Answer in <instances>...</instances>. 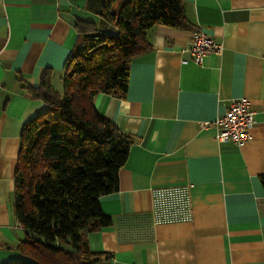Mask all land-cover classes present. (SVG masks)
Returning <instances> with one entry per match:
<instances>
[{"label": "crops", "instance_id": "0c3cea01", "mask_svg": "<svg viewBox=\"0 0 264 264\" xmlns=\"http://www.w3.org/2000/svg\"><path fill=\"white\" fill-rule=\"evenodd\" d=\"M193 29L156 25L152 48L129 69L125 98L99 93L101 114L135 138L117 191L101 196L113 225L88 233L110 264H264V0H183ZM102 0H0V264L19 261L25 232L14 177L25 123L48 106L30 94L52 70L62 91L77 24L116 28ZM197 30L222 44L196 63ZM255 111L244 145L220 142L230 102Z\"/></svg>", "mask_w": 264, "mask_h": 264}, {"label": "trees", "instance_id": "16d2710c", "mask_svg": "<svg viewBox=\"0 0 264 264\" xmlns=\"http://www.w3.org/2000/svg\"><path fill=\"white\" fill-rule=\"evenodd\" d=\"M101 16L115 32L78 22L64 65L62 91L46 69L26 85L48 108L21 133L14 177V214L25 232L19 261L3 264H110L94 252L88 233L113 225L100 203L119 188V170L135 138L97 109L105 93L125 98L133 60L152 48L156 25L193 29L183 0H102ZM264 186V174L260 176Z\"/></svg>", "mask_w": 264, "mask_h": 264}, {"label": "built area", "instance_id": "2783aa9c", "mask_svg": "<svg viewBox=\"0 0 264 264\" xmlns=\"http://www.w3.org/2000/svg\"><path fill=\"white\" fill-rule=\"evenodd\" d=\"M189 51L193 60L200 64L210 53H220L222 44L210 38L205 32L197 30L191 40ZM256 122L255 111L247 98H238L230 102L225 113L206 126L215 125L217 139L220 142H233L244 145L251 138V129Z\"/></svg>", "mask_w": 264, "mask_h": 264}]
</instances>
